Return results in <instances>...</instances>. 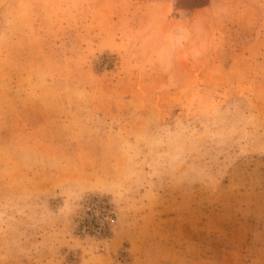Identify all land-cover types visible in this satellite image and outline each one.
I'll list each match as a JSON object with an SVG mask.
<instances>
[{
  "label": "rangeland",
  "instance_id": "rangeland-1",
  "mask_svg": "<svg viewBox=\"0 0 264 264\" xmlns=\"http://www.w3.org/2000/svg\"><path fill=\"white\" fill-rule=\"evenodd\" d=\"M0 264H264V0H0Z\"/></svg>",
  "mask_w": 264,
  "mask_h": 264
}]
</instances>
